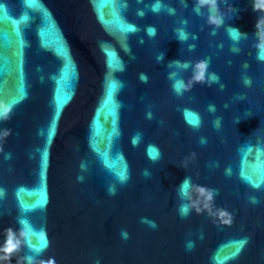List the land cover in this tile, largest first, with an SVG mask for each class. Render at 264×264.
<instances>
[{"label":"water","instance_id":"1","mask_svg":"<svg viewBox=\"0 0 264 264\" xmlns=\"http://www.w3.org/2000/svg\"><path fill=\"white\" fill-rule=\"evenodd\" d=\"M156 3L0 0V100L13 105L0 120L10 130L0 141V245L20 220L34 245L11 264L27 255L36 264H264V61L255 47L264 13L253 0H221L217 29L197 0H159L158 12ZM230 27L247 36L233 40ZM175 60L189 67L169 66ZM199 60L218 79L177 95L170 74L187 83ZM185 176L216 190L231 225L207 210L181 217Z\"/></svg>","mask_w":264,"mask_h":264},{"label":"clouds","instance_id":"2","mask_svg":"<svg viewBox=\"0 0 264 264\" xmlns=\"http://www.w3.org/2000/svg\"><path fill=\"white\" fill-rule=\"evenodd\" d=\"M221 0H197L196 4V12L200 13L202 8H207L208 15H207V23L210 25H214L215 28H220L225 23V16L227 13L222 11L220 7ZM253 11L264 13V0H253L252 3ZM161 9V4L159 0L153 6V11L158 12ZM169 11H172L171 9ZM229 12L236 11L235 8L229 6ZM143 15V12L140 13ZM256 36H257V43L255 47L257 48V59L260 61H264V15H259L256 24ZM148 34L151 37L156 35V29L154 27L148 28ZM229 34L231 35L232 39L235 41H239L241 38H245L247 33H242L239 29L235 27L229 28ZM178 39L180 41H184L187 39V34L183 29L178 30ZM236 49H234L235 51ZM158 60L163 59V54L157 58ZM175 64L177 67L187 68L189 65L187 63L182 64L179 60L170 61L169 66ZM208 70V62L206 60H199L194 65L193 75L191 79L185 83L182 79H175L176 73L173 72L170 74L169 79L173 80L172 88L177 95L182 94L183 91L189 90L193 83L195 82H211L215 81L218 78L214 75H207ZM141 80L143 82H147V76L145 74H141ZM244 83L246 86H250L252 81L250 78H245ZM12 104L6 103L3 100H0V120H6L10 118V113L12 112ZM211 111H215L214 107H210ZM151 114H149V117ZM185 116L189 124L193 127H199L200 125V118L199 116L191 111L185 110ZM214 127L219 129L220 127V118L218 117L214 121ZM10 134V130H2L0 131V141L6 138ZM206 141H201V143H205ZM2 150V149H0ZM158 153V150H156ZM11 154H6L5 158L9 159ZM195 154L193 153V157ZM186 166V164H185ZM145 176L148 175L147 172L144 173ZM128 175L123 173L119 176L120 181L126 182L128 179ZM82 179V177L80 178ZM259 187V185H255ZM5 189L0 187V198L4 197ZM109 195H115L116 190L115 187L109 188ZM193 192L196 195V198H193ZM177 194L180 196L182 200H187V203H182L180 206V215L182 218L186 217L191 209H195L197 213H201L207 210L208 214L213 217L217 222L231 225L233 222V214L226 208H215L214 206V197L216 195V190L212 188H208L207 186L203 185H193L191 176H185L183 181L177 187ZM252 203H258L255 197H252ZM143 222V221H142ZM20 228L19 230H14L13 228L6 229V239L4 240L3 244L0 245V264H5L7 261L8 264H11L12 254L20 250L22 246H27L30 250L34 248V245L31 241V228L27 224L25 220H20ZM152 227H156L155 222H151ZM124 239L128 238V233L126 231H122L121 233ZM41 239H45V234H41ZM247 243V238L241 240V247L239 252L242 250L243 246ZM187 249L191 251L195 244L194 242H188ZM40 251V250H37ZM23 261H26V264H36V258L33 255H27L20 260L17 261V264H22ZM39 264H56L55 258H50L47 261H40ZM99 264V261H97Z\"/></svg>","mask_w":264,"mask_h":264},{"label":"snow or ice","instance_id":"3","mask_svg":"<svg viewBox=\"0 0 264 264\" xmlns=\"http://www.w3.org/2000/svg\"><path fill=\"white\" fill-rule=\"evenodd\" d=\"M127 30H128V31H135L136 29H135V28H132L131 26H129ZM109 55L111 56L112 54L110 53ZM111 86H112L113 89H115V87H116L115 84H112ZM16 102H17V101H13V103H16ZM133 142L135 143L136 141L134 140ZM150 155L152 156L153 159H155V158L157 157L158 153L156 152L155 149H151V150H150ZM123 173H125V172H121V173L119 174V176L122 175ZM245 178L247 179V177H245ZM42 240H43V239H42ZM240 247H241V241L239 242V244H238V246H237V248H236V253H234V255L239 253V249H240Z\"/></svg>","mask_w":264,"mask_h":264}]
</instances>
